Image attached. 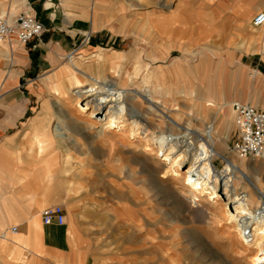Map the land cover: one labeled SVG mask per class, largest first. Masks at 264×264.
<instances>
[{"label":"rangeland","instance_id":"obj_1","mask_svg":"<svg viewBox=\"0 0 264 264\" xmlns=\"http://www.w3.org/2000/svg\"><path fill=\"white\" fill-rule=\"evenodd\" d=\"M3 2L4 0H0V9L8 11L3 8ZM199 3V0H97L95 4L94 0H45L48 11L69 6L67 9L76 11L71 17H86V10L90 9L92 14L89 16L95 24L98 22L97 12L101 14L100 27L109 31L112 29L118 38L114 43L105 41L101 48L96 49L80 48L79 45L74 54L72 53V64L78 65L89 76L100 71L98 80L106 82L112 81L109 72L121 70L124 78L127 74L133 78L134 89L141 91L143 88L146 92L156 93L159 100L166 103H162L166 108V115L176 118L183 116L182 129L165 125L164 121L158 118V114L150 115L145 129L149 131V136L166 133L170 140H179L180 152H188L189 160L194 150L188 147L185 129L190 128L198 133L192 139L197 145L199 136L207 139L205 134L209 127L212 128L215 114L220 112L226 103L231 102L234 105L240 102L241 97L249 98L248 85L233 73L235 65L223 69L218 67V60L211 59L212 56H217L212 54L211 50L223 51V47H214L215 40L211 39V46L214 47L211 49L207 40L195 36L198 24L196 10L200 8ZM19 6L21 7V4ZM88 6L89 9H86ZM178 7L181 10L179 19L184 21V25L178 22L175 34L171 35L169 25L176 24L177 14L173 13ZM171 14V17L166 18ZM17 15L19 14L11 13L12 18ZM224 29L226 30V27L221 23L220 32ZM12 38L17 39L15 36ZM171 39L178 40V44L172 49L168 46ZM233 39L239 42L236 37ZM88 40L89 37L86 36L81 44L87 43ZM240 47H236L237 50H240ZM205 55L209 58L201 61V57ZM242 55L243 52H237L233 60L238 58L240 61ZM3 59L8 58L0 57V61ZM70 60L67 57L62 63L65 65L55 77L42 84L38 106L40 110L43 108L45 116L47 113L51 118L53 139L52 144L45 149L49 162L53 156L56 166L59 163L67 164L66 158L71 157L69 164L74 189L71 195L79 196L83 211L79 218L78 212L72 208L73 204H69L67 225L81 229L91 240L93 250L97 249L91 251L88 257L93 258L95 264H251L255 251L241 243L234 224L223 220V215L228 211L223 198L217 208H212L208 203L205 206L197 202L194 207L188 206L182 202V194L187 190L182 183L170 177L163 179L162 170L154 164L150 166L154 177L149 175L146 170L148 168L146 164L141 163L142 159L138 153L134 155L135 152L112 145L109 137L101 133V130L89 128V124L100 123L101 120L89 118L90 110L86 113L79 111L83 103L78 102L75 94L86 87L75 89L73 84H70L74 76L72 69L69 71ZM87 84L90 86L92 82L88 81ZM53 88L57 90L54 95L50 93ZM192 90L194 93L191 95ZM204 91H209L214 98H225L222 101L220 99L218 105L205 107L200 113L186 116L189 114L186 107L197 102ZM250 103L254 104L253 101ZM233 109L232 107L234 125L222 119L217 121L218 133L214 127L213 132L221 137L220 141V137L218 139V149H224L226 156L243 161L245 159L231 152V148L239 139ZM143 113H149L148 106L143 108ZM45 122L44 119L42 124ZM58 127L60 131L57 132ZM77 142L81 145H77ZM132 143L134 146L138 144L136 140ZM263 163L264 159L253 164V168L256 165L264 168ZM213 164L217 170L225 167V161L222 159H216ZM59 166L61 167V164ZM189 167L187 164L183 170ZM249 173H253L252 166ZM257 176L264 187V169ZM81 186H86V189L80 190ZM246 187V183L240 182L238 192H245ZM113 190L126 191L116 193ZM250 195L254 203L259 204L258 195L251 190ZM254 203L251 207L253 210L256 209ZM150 204L152 211L148 208ZM221 212L223 214H219ZM39 217L37 220L40 221ZM10 230L7 231L8 236L18 239L19 235H12ZM77 232L81 235L78 229ZM125 237L128 238L127 242H130L125 243L128 251H122V240L117 241ZM142 242L145 243L143 250ZM2 244L3 241L0 243V249L6 251V260L0 255V264L29 263L26 258L21 261L24 250H6ZM41 254L43 257L44 249ZM25 255L28 256L27 253ZM78 257L77 262L82 257L81 252ZM32 258L35 260L41 257ZM34 264L59 263L55 260L49 263L37 259Z\"/></svg>","mask_w":264,"mask_h":264},{"label":"crops","instance_id":"obj_2","mask_svg":"<svg viewBox=\"0 0 264 264\" xmlns=\"http://www.w3.org/2000/svg\"><path fill=\"white\" fill-rule=\"evenodd\" d=\"M96 1L94 0L95 4ZM199 2L198 7L200 8L196 10L198 13L196 22L198 24L195 36L207 40V45L210 48L223 47V51L211 48V53L217 55L212 56L211 59L218 60V67L223 69L235 65L234 75L238 79L244 80L249 87V98H239L241 104L252 105L250 102L253 101V106L264 110V28L260 30V28H255L253 25L254 17L264 11V0H199ZM2 6L4 9H8V11H4L9 15L12 12L34 15L45 26L46 31L41 38L34 39L26 44L20 43L15 38H10L0 46V57L8 58L0 61V243L3 241V249L6 250H24L21 261L26 258L29 261L28 264L30 262L34 264L37 259L49 263L55 260L59 264H95L93 258L88 257L90 252L96 249L93 250L91 240L81 229H75L67 225L69 204H73L72 208L78 212L77 216L79 215V218H81L83 211L79 196L71 195L72 190H74L71 184L69 164L71 157L66 158L67 164L59 163L56 166L53 156H51L49 162V155L45 149L52 144L53 139L51 136L53 131L50 127L51 118L47 113L45 116V111L43 108L39 109L38 103L42 84L55 77L57 72L65 65L62 64L64 60L74 53L79 45L80 48H101L105 41L114 43L118 35L114 34L111 31L112 29L109 31L100 27L102 16L98 12L96 16L98 22L95 24L89 16L91 13L89 6L86 7V9H89L86 10V14H88L86 17H71V14L76 11L67 9L69 6L65 8L66 10L62 7L59 10L48 11L45 0H4ZM193 9L192 12H194ZM180 11L178 7L173 13L177 14L175 16L176 24L169 23V34L171 35L175 34L178 22L184 25V21L179 19L181 17ZM173 14L166 18L171 17ZM221 23L226 27V30L224 29L222 32L219 30ZM114 32L116 33L115 30ZM86 36L89 37L88 42L81 44ZM235 37L239 42L233 39ZM209 38L210 40H208ZM211 39L215 40L213 42L214 47L211 46ZM177 44L178 40L171 39L168 46L172 49ZM236 47L241 49L237 50ZM236 51L244 53L240 61L237 60L238 58L233 60L234 54L237 56ZM71 56L72 59L68 63L70 64L69 71L72 69L74 72V76L71 78L72 81L70 80L73 87L76 82L82 81L85 87L88 88L87 83L90 81L92 85L115 83L116 85L122 84L127 89H134L133 84L135 82L133 78L128 74L124 78L121 70H114L121 75L118 78L113 74L114 71L109 72L111 82L101 81L97 78L101 73L100 71H96L92 76H89L78 65L72 64L74 56ZM208 58V55L202 56L201 61ZM248 58L252 60L246 61ZM145 70H148V68H145ZM74 88L79 89L81 87ZM55 91L57 90L53 88L50 93L54 95ZM140 92L143 96L153 95L156 101L165 103L159 100L154 92L148 91V93L143 88ZM193 93L194 90L190 94ZM224 98H214L209 91H204L197 102L186 107L189 111L186 116L200 113L205 107L218 105L219 100L222 101ZM226 104L214 116V122L211 126L215 130L217 121L222 119L225 122L228 120L233 125L235 123V117L231 111L233 104L231 102ZM201 116L200 114V118ZM44 119L46 122L43 125ZM58 131H60L59 127ZM216 132L218 133L217 130ZM77 145H81V143L77 142ZM232 159L238 165L240 169L239 176L241 175L242 178L239 181L237 180L238 187L234 193L240 197L244 193H248L250 208L254 203L250 190L256 193L259 204L258 202L253 204L256 207V212L252 208L251 210L258 213L260 206L264 207L262 201L264 187L256 176L264 168L257 165L253 168V164L255 165L261 160L240 161L228 155L222 160L225 161L226 166L227 164L233 165ZM251 166L254 174L249 173ZM224 177H220L223 179V183L225 182ZM251 178L261 187L263 194L257 192L249 184L247 180ZM242 181L246 183L247 187L245 192L240 193L238 190ZM79 189L84 190L86 186H81ZM124 191L126 190L119 192L124 193ZM55 205H61L64 208L66 221L63 225H45L41 213L45 208ZM38 217L41 223L37 220ZM191 223H193L192 220ZM127 224L125 223V225ZM13 229L17 231L13 232ZM77 229L82 236L79 235ZM9 230L12 235H19L18 239L10 238L7 232ZM119 240H122L124 245L122 251H128L129 248L125 247L130 243L127 242L128 238L117 239V241ZM126 242L127 244H125ZM43 249L44 256L42 257ZM143 249H145V243L142 242ZM119 250L121 251V248ZM80 252L82 257L77 262ZM0 255L5 261L6 251L0 249ZM33 256L41 258L34 260Z\"/></svg>","mask_w":264,"mask_h":264},{"label":"bare ground","instance_id":"obj_3","mask_svg":"<svg viewBox=\"0 0 264 264\" xmlns=\"http://www.w3.org/2000/svg\"><path fill=\"white\" fill-rule=\"evenodd\" d=\"M70 59H72L71 55L69 56ZM113 74L117 78L121 76L117 71H114ZM137 74L139 73L137 72ZM74 87L83 88L85 85L84 82L78 81ZM75 95L79 100L78 102L83 103V106L79 107L81 113L90 110L88 113L89 118L101 120L100 123L95 121V124H89V128L101 130V133H105L109 137L112 145L135 152L134 155L138 153L142 159L141 163L146 164L149 175L154 177V171L152 172L150 167L154 164L162 170L163 179L170 177L179 181L180 184L182 183L187 189L186 193L182 194L184 195L182 197L183 203L192 207L197 203L205 206L208 203L212 208H217L219 201L223 198L226 202L225 207L228 210L223 215V220L226 223L234 224L239 238L242 240L241 243L246 247L248 246L250 250L255 251L251 264H264V207L260 206L258 213H254L256 210L254 209L253 212L250 208L248 193H244L241 197L234 193L238 187L237 180L242 179L241 175L239 176L240 169L235 164V160L232 159L233 165L227 164L223 170H216L214 167L213 162L216 159L225 158L226 152L218 149L219 137L213 132V128H208L205 134L207 139L199 136L200 139L197 145L192 139L198 133L190 128L185 129L189 141L188 147L194 150V153L190 154L191 158L189 160L188 152H180L181 142L179 140L176 142L170 140L165 135L166 133L148 135L149 131L145 129V126L148 124L150 115L155 114L159 115L158 118L164 121L165 125L168 124L176 129H182L183 116L176 118L173 115H166L164 104L156 101L153 95L143 96L136 89H127L122 84L116 85L115 83L108 85L105 83L101 85L100 83L93 84L88 88L79 90ZM87 98L90 99L86 100ZM145 106H148L149 109L147 114L143 113ZM134 140L138 142L135 146L132 143ZM187 164L190 167L184 171L183 168ZM222 175L225 176L224 183L223 179L220 178L223 177ZM247 181L257 192L262 193L261 187L252 178ZM262 201L264 203V196ZM151 205L148 208L152 211L153 207ZM149 225L151 226V222Z\"/></svg>","mask_w":264,"mask_h":264},{"label":"built area","instance_id":"obj_4","mask_svg":"<svg viewBox=\"0 0 264 264\" xmlns=\"http://www.w3.org/2000/svg\"><path fill=\"white\" fill-rule=\"evenodd\" d=\"M255 28L264 26V12H260L253 19ZM45 33V26L34 16L21 13L11 17L7 12L0 9V45L11 37L26 44L34 39H39ZM236 114V125L239 139L231 148V152L246 160L264 159V110L249 104L239 102L233 105ZM45 225H63L66 221L64 208L55 205L45 208L42 213ZM13 229V232H16Z\"/></svg>","mask_w":264,"mask_h":264}]
</instances>
